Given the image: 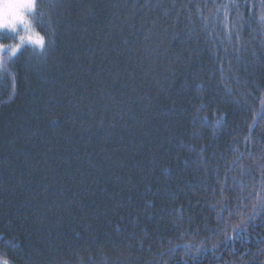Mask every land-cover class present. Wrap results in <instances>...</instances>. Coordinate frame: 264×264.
Returning <instances> with one entry per match:
<instances>
[{"label":"trees","instance_id":"1","mask_svg":"<svg viewBox=\"0 0 264 264\" xmlns=\"http://www.w3.org/2000/svg\"><path fill=\"white\" fill-rule=\"evenodd\" d=\"M37 3L46 55L0 30L25 45L0 68V261L264 264V0Z\"/></svg>","mask_w":264,"mask_h":264},{"label":"snow or ice","instance_id":"2","mask_svg":"<svg viewBox=\"0 0 264 264\" xmlns=\"http://www.w3.org/2000/svg\"><path fill=\"white\" fill-rule=\"evenodd\" d=\"M26 14H30L33 20L37 21L39 27H43L42 23H40V17L43 16V13L40 12L37 0H0V30H10L9 34H11L17 31L18 25H22L25 30L31 33L28 36L27 45L34 46V51L39 49L40 55H46L49 46H54L55 44L53 39L54 30L49 23L48 32L51 34L47 37L39 32H32L29 21L26 19ZM260 23L264 25V14L260 18ZM20 40L21 43L10 48L0 44V68L7 70V61L14 59L22 51L25 46L24 37H21ZM0 264H8V261H0Z\"/></svg>","mask_w":264,"mask_h":264},{"label":"clouds","instance_id":"3","mask_svg":"<svg viewBox=\"0 0 264 264\" xmlns=\"http://www.w3.org/2000/svg\"><path fill=\"white\" fill-rule=\"evenodd\" d=\"M5 46H7V45H5Z\"/></svg>","mask_w":264,"mask_h":264}]
</instances>
